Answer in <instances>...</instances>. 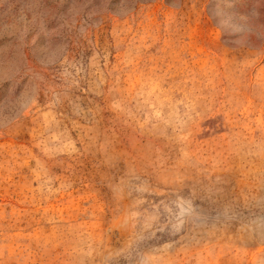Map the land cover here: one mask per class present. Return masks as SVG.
<instances>
[{"label": "rangeland", "instance_id": "1", "mask_svg": "<svg viewBox=\"0 0 264 264\" xmlns=\"http://www.w3.org/2000/svg\"><path fill=\"white\" fill-rule=\"evenodd\" d=\"M0 264H264V0H0Z\"/></svg>", "mask_w": 264, "mask_h": 264}]
</instances>
